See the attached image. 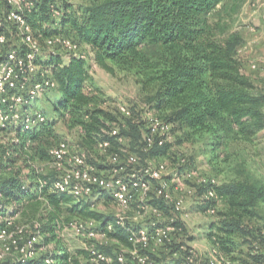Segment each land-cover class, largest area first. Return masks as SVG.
<instances>
[{"label": "trees", "instance_id": "obj_1", "mask_svg": "<svg viewBox=\"0 0 264 264\" xmlns=\"http://www.w3.org/2000/svg\"><path fill=\"white\" fill-rule=\"evenodd\" d=\"M223 1L105 0L96 3V0H86L79 5L69 0L31 1L25 16L43 52L35 62L42 68L39 76L42 78L45 73L55 86L44 87L43 91L51 102V112L39 110L40 97L22 109L23 112L39 111L43 115L45 120L37 127L11 128L0 124V134H13V140L5 145L0 155V219L6 225L10 217H34L31 235L42 237L36 245L38 255L16 264H45L46 261L49 264H85L97 252L115 257L112 247H93L92 243L87 249L71 252L62 234L75 219L94 220L99 224L95 227L97 233L105 234L120 246L132 247L130 224L121 225L118 217L96 211V199L79 200L70 193L54 191L56 175L37 171L35 162L48 160L49 149L58 143L56 125L59 122L69 128H79V147L88 152L90 162L102 169L109 167L99 165L94 155L102 152L101 143H110L107 153H103L105 158L117 153L120 161L125 162L126 155L121 149L126 145L119 138H130L129 148L140 154L144 164L168 155L173 144H155L144 153L145 110L132 108L133 116L126 118L107 107L103 93L97 88L89 89L93 86L91 65L83 52H71L65 61L61 51L49 48L45 40L58 36L77 40L90 48L91 58L102 68L109 72L116 69L134 72L141 77L142 88L151 93L145 99L147 109L174 125L175 135H182L179 144H199L200 154H209L212 161L221 159L230 141L239 138L249 141L264 130V89L244 72L239 58L245 38L241 33L229 34L222 22L211 21V14ZM233 1L231 8L235 12L244 0ZM142 44L143 54L137 55L138 67L117 63L122 52H139ZM92 49L107 51L105 59L110 63L94 58ZM193 165L194 160L189 167ZM232 184L236 189L230 187ZM252 187L257 199L264 197V190L258 185ZM214 188L220 199L227 201L228 207L219 212V217L224 218L219 221L222 226L217 225L218 221L211 223L207 236L220 256L226 258L223 264H236L244 255L242 248L245 246L252 249L246 254L248 259L260 264V257L251 255L255 247L250 244L251 241L264 246V239L257 238L259 228L252 224L257 213L228 195L236 190L245 191V184L235 180ZM198 192L205 197L206 188L199 186ZM103 195L110 197L107 193L100 196ZM150 204L168 218L173 215V206L164 198L153 195ZM217 204L218 201L207 200L205 205L216 208ZM5 225L0 224V229ZM175 225L183 228L178 222ZM253 231L257 235H253ZM177 253L162 255L156 250L150 256L153 264H187L185 257ZM3 264H12V261L5 260ZM241 264H248V261L243 260Z\"/></svg>", "mask_w": 264, "mask_h": 264}, {"label": "built area", "instance_id": "obj_2", "mask_svg": "<svg viewBox=\"0 0 264 264\" xmlns=\"http://www.w3.org/2000/svg\"><path fill=\"white\" fill-rule=\"evenodd\" d=\"M31 1L13 0V3H8V0H4L7 7L5 15L0 18V38H2L0 39V124L11 128L18 126L32 129L43 122L45 119L39 111L26 110L23 112L22 109L26 104H31L36 97H40L44 87L52 88L55 86V83L45 73L42 74V78L39 76L42 68L35 62L36 57L43 52L40 41L35 36L25 16L26 10L32 4ZM13 11L20 18L19 20L8 19V15H11ZM68 41L66 37L61 36L45 40L51 49H55L58 42L65 44ZM89 89L91 90V87ZM132 108L128 105L117 104L113 109L121 116L130 118L133 116ZM143 109L145 110L143 119L147 127L143 134V141L146 143L142 148L143 152H149L155 144L163 146L167 143H173L175 141L174 125L147 107ZM123 126L126 128L125 122ZM114 133L117 132L114 131ZM119 141L126 145V148L121 149L126 155L125 162L120 161V156L117 153L108 155L107 159L112 165L105 170L90 162L88 152L80 147L76 151H71V145L67 141H60L53 145L48 152L49 159L56 168L53 190L60 193H70L79 200L97 199L102 193H107L125 208L139 202L137 204L139 209L150 208L157 217L165 216L162 211L150 204V200L155 195L164 198L173 206V215L169 217L168 223L165 225L152 222L142 227L132 226L129 231V241L132 244L129 249V256L116 253L113 257L103 252H97L95 257L85 264H140V261L135 260L132 253L141 259L147 256L148 259L145 264H153L150 253H154L158 247L171 242V235L176 230L175 223L178 221L177 213L184 206L183 199L174 200L169 191V182L164 178V173L167 170L166 165L164 163L154 164L150 160L145 164L142 163L140 154L129 148L130 138L120 137ZM109 147V142L100 144V150L104 154L107 153ZM194 173H197L196 168L187 167L183 176L192 181L195 178ZM213 179L215 178L201 179L198 184L206 188L205 197L209 191L216 193V196L207 199L208 201L219 202L220 197L214 188L218 185L213 184ZM138 198L141 199L138 200ZM210 211L216 212V208L211 206ZM13 218H7L6 221ZM118 223L126 224L120 218ZM96 224L94 220L80 221L74 228L78 233L87 232L91 237L97 233L95 231ZM5 226L0 229V243L2 244L0 255L4 253V245L10 246L11 239H16L15 236H11L9 239V233L4 230ZM110 229L112 230L113 227L110 226ZM103 235L105 236V234ZM37 237L39 239H36ZM29 239L34 240V242L27 251L38 253L36 245L41 242L42 237L34 234ZM212 255L216 256V260H220L221 256L216 248H214ZM190 260L194 263L192 258H188L187 264ZM199 261L200 264H215L212 256L207 260ZM220 264H223V261H220Z\"/></svg>", "mask_w": 264, "mask_h": 264}, {"label": "rangeland", "instance_id": "obj_3", "mask_svg": "<svg viewBox=\"0 0 264 264\" xmlns=\"http://www.w3.org/2000/svg\"><path fill=\"white\" fill-rule=\"evenodd\" d=\"M75 5L84 4L86 0H69ZM233 0H224L211 14V21H220L226 25L227 31L231 33H241L246 39L244 44L239 49V58L242 61L244 72L252 77L259 88L264 89V22L257 21L252 18L254 13H264V0H244L237 11L232 10ZM253 13V14H252ZM69 40L65 44L58 42L55 49L61 51L65 61H68L71 52L82 53L87 57L90 62V73L93 80L92 89L97 88L104 95L107 100L105 104L110 109L116 107L117 104L128 105L133 108H139L141 103H146L145 99L148 91H144L142 84L140 83L141 77L137 76L134 72L121 71L116 69L115 72H109L102 68L95 60L91 58V50L86 45L79 43L77 40ZM70 42V43H69ZM260 46H259V45ZM258 46L260 48H258ZM77 47V48H76ZM52 97H56L55 94H51ZM37 107L45 109L51 112V102L45 94L40 96V100L37 102ZM141 108V107H140ZM56 132L58 135L57 142L67 141L71 146L78 145L80 143V130L79 128H69L64 125L63 122H59L56 125ZM176 140L173 142L171 150L165 157L154 158L152 161L154 164L164 163L167 167L164 173V178L169 182L170 192L174 200L182 198L184 202L183 209L177 213L178 223L183 226L180 228L176 226V230L171 235V242L163 247H158L157 251L160 254L168 252H178L187 259L193 257V253L197 254L196 260H193L196 264L197 260H200V253H203L204 259L211 258L209 253L213 254V245L207 236L211 223L216 222V219L205 220L203 217L209 212V208L206 207V199L198 192L201 179L216 178L217 164L223 166L219 168V172L225 175V180L229 182L240 180V177L236 174V169L243 164L251 162L255 164L257 157L264 152V130L259 132L252 140L246 141V139L239 138L234 141H230L227 149L221 153V159L209 160V154L202 156L200 154L199 144L193 145L189 142L179 144L178 140L182 138L175 135ZM13 140V134L10 132L0 134V155L5 148V145ZM252 146L253 151L248 154L247 160L244 159V154L236 149L240 145ZM95 160L99 165L104 167H110L112 164L109 159L103 156L102 152L94 154ZM228 159L225 161L224 159ZM195 161V165L199 177H195L192 181L187 180L183 174L189 167V164ZM35 166L40 171L46 174H55L56 168L50 159L46 161H36ZM105 170V169H104ZM177 175V176H176ZM235 177V179H233ZM141 198H138L140 200ZM136 202L134 205L125 208L119 205L114 199L103 195L96 199L94 209L106 215H113L122 219L126 224L131 226L142 227L149 225L152 222H157L162 225L168 223L169 218L166 216L157 217L150 208L141 210L137 207ZM149 203V202H148ZM227 201L225 199H219L216 207L215 215L219 217V212L227 210ZM21 220H25L28 217L22 215ZM34 217L30 218L32 222L28 223V228L31 230L35 225ZM83 221L81 219H75L72 221V226H66L63 230L62 239L68 244L70 251L75 253L82 249H87L92 243L93 247L97 245H107L113 248L115 253H120L129 256V249L110 241L102 233H96L94 236H89L87 232L78 233L74 226ZM97 223V222H96ZM253 224V223H252ZM99 226V224H96ZM24 233H21L23 235ZM29 239V237H28ZM258 244V243H257ZM261 247V244H259ZM2 244L0 243V249ZM247 248V252L245 249ZM243 254L246 255L252 251L248 246L242 248ZM255 251L257 249L255 248ZM41 252H39L40 254ZM243 255V256H244Z\"/></svg>", "mask_w": 264, "mask_h": 264}, {"label": "clouds", "instance_id": "obj_4", "mask_svg": "<svg viewBox=\"0 0 264 264\" xmlns=\"http://www.w3.org/2000/svg\"><path fill=\"white\" fill-rule=\"evenodd\" d=\"M105 0H96V3H103ZM8 3H13V0H8ZM7 5L5 4L4 0H0V18H2L5 15ZM8 14V13H7ZM9 20H19L20 18L15 15V11L12 12L11 15H8ZM22 23V21H21ZM115 35V33H114ZM2 39V38H0ZM144 45L142 44L140 46L139 52L132 51L129 52L128 50H125L121 53V57L117 58V63L119 64H131L133 66H139L137 62V55L143 54ZM94 58L98 57L99 60L105 64L110 63L105 59V57L108 55V52L104 49H95L93 50ZM148 95H151L149 93ZM141 108L147 107L146 103L140 104ZM61 147H63L61 145ZM78 145H72L71 151L78 150ZM238 151H241L244 154V159L247 160L248 154H250L254 149L252 146H244L240 145ZM223 167L219 164H217V172L215 173L216 178L213 179V184L215 185H222L227 183L228 181L225 180V175L221 174L219 172V168ZM37 171H39V168H37ZM236 174L240 177V182L245 184V191L240 192L239 190L229 192V197H235L239 203L242 204L244 208H247L251 212L257 213L256 218L253 220V224L256 228H259L260 232L257 236L258 239H264V197H261V199H257L253 185H258L261 190H264V152L260 154L259 157H257V162L253 165L251 162H248L246 164L240 165L236 169ZM194 177H199V173H194ZM235 179V177H233ZM231 188L236 189V185L232 184L230 185ZM216 196V193L214 191H209L207 194V197H204L202 199H209ZM239 210V209H238ZM203 219L210 220V219H216L218 221V226H222L219 221L223 220V217H217L215 215V211L208 212ZM229 219H232L229 217ZM32 222L30 218H26L25 220H21L20 217H14L13 219L7 221L5 226V232L9 233V239L11 236H15L16 239H11L10 246L8 244L4 245V253L0 255V264H3L5 260L12 261V264H16L17 261H23L27 259H31L33 257H36L38 253L36 252H28L27 249L32 247V244L34 240L28 239V237L31 235V230L28 228V223ZM245 224H247V220L244 221ZM0 224L5 225V221L3 219H0ZM244 225L242 224L241 227ZM20 233H24L23 235H20ZM219 236V233H217ZM253 235H257L255 231H253ZM36 239H39L37 237ZM239 239L243 240L246 239V237H239ZM27 241V243H25ZM250 244L254 246L257 251H254L251 253L252 256H259L260 257V264H264V247H261L259 244L251 242ZM23 245V246H21ZM45 251V249H41V252ZM247 252V248L245 249ZM209 255L212 256V260L215 261V264H220V261L225 260L226 258L224 256L220 257V260H216V256L212 255L210 252ZM233 255H236V253H233ZM132 256L135 257V260H139L140 264H145V261L148 259L147 256L141 257L135 256V253H132ZM200 260H203L205 257L203 253L199 254ZM197 254L193 253V260H196ZM247 260L248 264H254V262L250 259H248L247 255L241 256L240 259L236 262V264H241V261ZM45 264H49V262H45ZM189 264H192V261H189ZM197 264H200V261L197 260Z\"/></svg>", "mask_w": 264, "mask_h": 264}, {"label": "crops", "instance_id": "obj_5", "mask_svg": "<svg viewBox=\"0 0 264 264\" xmlns=\"http://www.w3.org/2000/svg\"><path fill=\"white\" fill-rule=\"evenodd\" d=\"M253 14V13H252ZM255 15H252V18L253 19H256L257 21H262V22H264V13H254ZM246 40V39H245ZM259 45V44H258ZM260 46V45H259ZM258 46V48H260ZM262 48H264L263 46H262ZM214 248V247H213Z\"/></svg>", "mask_w": 264, "mask_h": 264}]
</instances>
